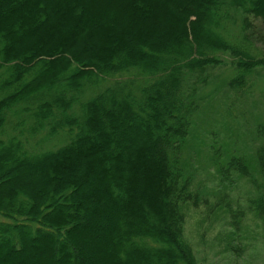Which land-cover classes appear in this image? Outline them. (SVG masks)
I'll use <instances>...</instances> for the list:
<instances>
[{"label":"trees","instance_id":"1","mask_svg":"<svg viewBox=\"0 0 264 264\" xmlns=\"http://www.w3.org/2000/svg\"><path fill=\"white\" fill-rule=\"evenodd\" d=\"M238 14L248 42L264 0H0V133L22 113L16 126L27 114L64 140L31 151L0 138V264H200L185 235L201 202L200 92L223 55L237 91L264 66L234 43ZM217 146L224 180L234 170L261 186L264 142L226 158ZM251 211L264 226V192Z\"/></svg>","mask_w":264,"mask_h":264},{"label":"rangeland","instance_id":"2","mask_svg":"<svg viewBox=\"0 0 264 264\" xmlns=\"http://www.w3.org/2000/svg\"><path fill=\"white\" fill-rule=\"evenodd\" d=\"M233 19L228 26L234 35V43L243 44L256 57H264V25L261 18L249 15L254 26L246 29L248 42L243 40V15H235ZM222 59L226 62L210 70L209 81L200 92L204 100L195 127L201 128V137L192 139L190 145L193 146L191 150L198 151L192 156V166L196 171L193 188L199 191L201 202L198 207L189 206L185 235L200 264H264V226L251 211V200L264 192V177L256 174L261 185L258 186L251 177L233 170L229 180H224L225 176L213 161L214 148L222 140V143H232L230 146H223L222 143L217 146L222 158L254 152V148L264 142L263 137L256 136V125L264 121V66L255 68L251 74L252 81L237 91L228 84L237 74L231 63L232 56L226 54ZM111 81L107 79L101 86ZM83 94L88 97L92 91L88 89ZM75 106V112L79 113V106ZM21 114L10 116L0 138L7 140L17 134L31 151L55 148L63 143L60 134L48 135L49 126L33 131V118L27 114H24L23 125L16 126ZM28 177L29 180L30 175ZM234 212L244 213L239 226L231 223Z\"/></svg>","mask_w":264,"mask_h":264}]
</instances>
